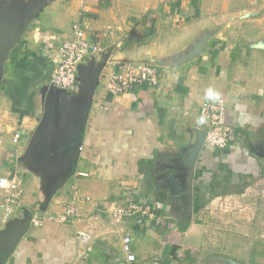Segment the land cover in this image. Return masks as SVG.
Wrapping results in <instances>:
<instances>
[{
  "label": "crops",
  "instance_id": "crops-1",
  "mask_svg": "<svg viewBox=\"0 0 264 264\" xmlns=\"http://www.w3.org/2000/svg\"><path fill=\"white\" fill-rule=\"evenodd\" d=\"M255 3L155 0L147 12L137 9L139 15L127 6H143L145 0H0V25L7 28L40 8L19 34L0 77V177L14 175L24 189L23 209L16 215L6 217L0 207V236L27 209L61 213L72 203L74 187L80 213L67 223H31L4 264H196L202 234L221 202L251 193L261 200L254 204L258 218L264 208V18L231 21L201 56L178 68H161L160 87L136 86L117 95L106 87L109 71L147 53L181 51L202 29L223 21L222 15L242 13ZM77 21L102 50L80 64L75 88L66 90L68 99L80 103L97 81L79 161L64 180L69 163L39 162L36 150L51 117L53 64L47 52L73 38ZM208 88L228 105L231 143L219 150L205 142L189 180L188 153L205 129L196 123L199 108L213 101L204 98ZM141 198L156 207V219L116 225L106 212L110 203ZM80 231L90 236L87 246L79 242ZM124 235L132 238L134 263L121 251ZM248 241L259 245L264 232ZM258 251L249 259L264 262Z\"/></svg>",
  "mask_w": 264,
  "mask_h": 264
},
{
  "label": "built area",
  "instance_id": "built-area-1",
  "mask_svg": "<svg viewBox=\"0 0 264 264\" xmlns=\"http://www.w3.org/2000/svg\"><path fill=\"white\" fill-rule=\"evenodd\" d=\"M85 2H82L84 5ZM110 29H108L109 31ZM73 38L61 42L59 45L47 52L53 64V71L50 82L59 89L71 90L77 84L78 68L80 64L90 55L100 53L102 48L97 42L90 40L80 21L72 25ZM107 91L117 95L128 92L136 86L147 85L150 87H160L162 85L161 68L149 64L122 65L118 70H111L106 75ZM228 105L224 99L215 101H206L200 105L199 114L206 117L204 127L207 131L206 143L219 150H226L231 143V129L227 124ZM21 133L17 132L14 142L17 143ZM82 150V147L80 148ZM86 176V173H80ZM0 189L3 191V200L0 203L1 209L6 217L16 215L23 208L24 189L21 181L10 176L0 177ZM72 203L64 207L59 214H50L47 212H36L32 214L31 223L40 227L45 221L58 223H67L79 217V193L77 189L72 188ZM90 201V197H86ZM106 212L116 225H121L125 221L135 218L154 220L157 218L156 207L147 199H137L127 204L110 203ZM79 242L87 246L90 242V236L85 231L78 232ZM132 238L124 235L122 239L121 251L129 263L136 261V255L131 248Z\"/></svg>",
  "mask_w": 264,
  "mask_h": 264
},
{
  "label": "water",
  "instance_id": "water-1",
  "mask_svg": "<svg viewBox=\"0 0 264 264\" xmlns=\"http://www.w3.org/2000/svg\"><path fill=\"white\" fill-rule=\"evenodd\" d=\"M32 9L33 8H29ZM40 8L34 9L32 13H29L23 23H16L13 28H7L4 25H0V77L4 71L3 64L8 58V55L18 40L19 34H21L25 25L37 16ZM20 13V12H18ZM259 13H253L249 11L243 15L242 19L258 16ZM226 22L214 24L210 27L202 29L197 37L192 41L188 47L181 51L168 54V55H155L147 53L135 62H128L132 64H149L160 68H178L182 65L198 58L205 50L206 45L211 37L216 35L224 26ZM79 69V68H78ZM78 81V75H77ZM97 87V81L86 92L85 99L78 103L68 99L67 91L59 89L54 85H50L49 88V101L50 118L47 126L46 138L39 144L40 148H36L37 161H65L70 165V172L64 180L71 177L74 172L75 165L78 164L80 157V148L82 147L83 128L86 122V114L89 111L95 88ZM198 139L194 146V149L188 153L186 166L188 167L187 173L190 176L193 175L195 168V155L200 152L206 142L207 131L203 129L198 131ZM11 175L10 178H13ZM192 197L188 196L187 211L190 214ZM32 212L25 210L23 218L10 223L6 230L3 231L0 236V264H4L14 252L18 242L25 235V233L31 227Z\"/></svg>",
  "mask_w": 264,
  "mask_h": 264
},
{
  "label": "rangeland",
  "instance_id": "rangeland-1",
  "mask_svg": "<svg viewBox=\"0 0 264 264\" xmlns=\"http://www.w3.org/2000/svg\"><path fill=\"white\" fill-rule=\"evenodd\" d=\"M154 1L145 0L143 6L130 5L127 7L134 14L141 15L137 9L143 8L147 12L149 5ZM256 1L257 3L252 8L242 13L222 15L224 18L222 20L228 25L231 21L242 19L240 17L249 11L259 14L244 19L264 18V0ZM221 22L219 21V23ZM259 201L261 200L256 199L254 195L249 193L243 198L233 197L227 199L226 202H221L215 208L210 224L206 228L204 227L203 237L200 240V250L197 251L199 263L196 264H264L261 260L251 261L249 259L254 249L259 250L257 253L264 254V242H260L256 246H250L248 241L250 236H256L258 232H264V208L259 212L258 218L254 214L256 211L254 204ZM258 209H262V207L260 206ZM256 219L258 223H256ZM256 224H258V227ZM261 258L264 257L261 256Z\"/></svg>",
  "mask_w": 264,
  "mask_h": 264
},
{
  "label": "clouds",
  "instance_id": "clouds-1",
  "mask_svg": "<svg viewBox=\"0 0 264 264\" xmlns=\"http://www.w3.org/2000/svg\"><path fill=\"white\" fill-rule=\"evenodd\" d=\"M219 95L220 94L217 91L213 90L212 88H208L205 92L204 98L207 100L215 101L219 99ZM205 122H206V117L204 115H201L196 121L197 125H203Z\"/></svg>",
  "mask_w": 264,
  "mask_h": 264
}]
</instances>
